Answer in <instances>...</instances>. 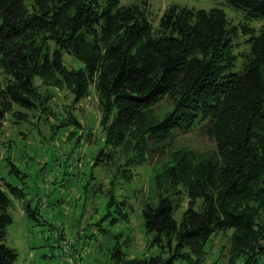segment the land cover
Masks as SVG:
<instances>
[{
    "label": "trees",
    "instance_id": "1",
    "mask_svg": "<svg viewBox=\"0 0 264 264\" xmlns=\"http://www.w3.org/2000/svg\"><path fill=\"white\" fill-rule=\"evenodd\" d=\"M225 5L243 20L233 23L221 5L173 3L156 19L146 0H0V147L8 121L54 113L53 92L42 84L68 90L75 102L94 88L104 142L94 165L106 168L112 184L131 180L179 130L201 129L215 142L216 152L167 149L158 163L157 201L143 217L168 255L125 259L118 247V264H202L206 243L229 230L227 264L264 258V193L255 188L264 177V23H252L264 21V0ZM241 34L246 49L236 52ZM66 112L68 125L78 123ZM182 192L188 206L177 219ZM26 196L24 186L0 181V264L19 258L6 244L13 199L32 219L40 213Z\"/></svg>",
    "mask_w": 264,
    "mask_h": 264
},
{
    "label": "rangeland",
    "instance_id": "2",
    "mask_svg": "<svg viewBox=\"0 0 264 264\" xmlns=\"http://www.w3.org/2000/svg\"><path fill=\"white\" fill-rule=\"evenodd\" d=\"M141 1L121 0L123 4ZM146 1L156 19L176 3L206 9L221 5L233 23L243 20L238 12L225 5L226 0ZM252 23L259 28L264 21ZM244 49L245 36L241 34L236 39L235 50ZM67 61L78 64L70 57ZM35 81L41 83L40 77ZM41 87L43 91L53 92L50 107L54 113L46 118L37 111L31 122L23 121L17 126L8 121L3 136L6 144L0 147V181L24 186L26 199L32 206H41L50 213V216L38 213L32 219L23 201L13 199L10 208L13 222L8 226L6 244L17 249V264H63L57 254L63 239L71 243L72 251L81 253L86 264H118L113 257L118 247L125 259L152 256L159 260L161 255H168L167 248L153 243L155 235L146 230L143 217V208L157 201L155 175L162 165L158 163L167 159L170 148L192 147L198 152H216L214 140L201 129L179 130L168 139L167 146L157 147L149 163L135 168L137 174L131 180L120 178L112 184L106 168L94 165L95 154L104 143L94 88L88 97L75 102L66 89L43 84ZM66 109L73 112L78 123L68 125L64 117ZM40 113L41 119H37ZM9 158L19 173L8 163ZM23 173L28 175L24 177ZM46 179L52 183L47 192V208L41 199ZM255 188L264 193V177L255 183ZM178 201L176 217L180 219L188 206L187 195L182 192ZM231 238L232 230L212 236L205 245L202 264H227L232 253ZM240 259H244L243 254ZM259 264H264V258Z\"/></svg>",
    "mask_w": 264,
    "mask_h": 264
},
{
    "label": "built area",
    "instance_id": "3",
    "mask_svg": "<svg viewBox=\"0 0 264 264\" xmlns=\"http://www.w3.org/2000/svg\"><path fill=\"white\" fill-rule=\"evenodd\" d=\"M51 187H52V183L50 182V180L46 179L45 184H44L45 191H44V194L41 195L42 205L44 207H47V192L49 191V189ZM61 247H62V253H63L62 258H61V262L63 264L64 263H67V264H86L81 253H76V252L72 251L71 243H69V241L67 239L62 240Z\"/></svg>",
    "mask_w": 264,
    "mask_h": 264
},
{
    "label": "crops",
    "instance_id": "4",
    "mask_svg": "<svg viewBox=\"0 0 264 264\" xmlns=\"http://www.w3.org/2000/svg\"><path fill=\"white\" fill-rule=\"evenodd\" d=\"M47 200H48V197H47ZM13 204H14V202H13ZM47 208V207H46ZM39 212L41 213V214H45V216H50V213L47 211V210H45V209H41V206L39 207ZM58 252H57V254L59 255V257H60V262H61V258H62V255H63V253H62V247H61V243H60V246H59V248H58Z\"/></svg>",
    "mask_w": 264,
    "mask_h": 264
}]
</instances>
